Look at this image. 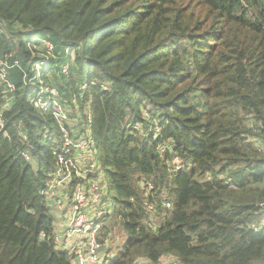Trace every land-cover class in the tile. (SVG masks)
Segmentation results:
<instances>
[{
    "label": "trees",
    "instance_id": "obj_1",
    "mask_svg": "<svg viewBox=\"0 0 264 264\" xmlns=\"http://www.w3.org/2000/svg\"><path fill=\"white\" fill-rule=\"evenodd\" d=\"M33 35L73 63L68 78L50 66L61 90L88 81L79 103L113 203L116 255L104 264H264V0H0V54L30 74ZM23 74H10L18 89L0 127V264H72L44 193L61 136ZM175 158L193 167L174 171Z\"/></svg>",
    "mask_w": 264,
    "mask_h": 264
},
{
    "label": "built area",
    "instance_id": "obj_2",
    "mask_svg": "<svg viewBox=\"0 0 264 264\" xmlns=\"http://www.w3.org/2000/svg\"><path fill=\"white\" fill-rule=\"evenodd\" d=\"M28 46L32 54V74L11 53L0 54V86L3 87L5 100L0 109V127L5 125L4 113L11 106L18 89L10 74L13 69L19 68L24 73L23 84L31 86L32 89L29 95L30 104L39 112L53 116L61 136V144L54 150L56 162L53 178L44 190L54 216L55 248L66 251L72 264H104L116 255L114 237L104 228V220L112 213L113 203L108 198L109 188L94 147L92 112L88 105L82 109L79 103V98L83 97L88 88V81L84 77H78L75 83L78 92L66 94V91L54 83L55 79L49 69L54 64L59 68V73L68 78L73 63H55L56 45L38 35H33ZM65 52L72 60L75 58L76 52L71 44L66 46ZM134 128L142 130L139 124L134 125ZM20 129L23 140L28 144L23 155L26 160L34 163L31 151L33 146L24 126H20ZM171 148L167 143L158 146L162 154ZM260 148L264 150V144H260ZM169 163L174 171L193 167L192 161L182 158H175ZM148 210L151 211L148 225L156 229L157 224L153 223V207L148 206ZM44 236L42 233V237ZM136 264L183 263L174 255H168L157 261L139 257Z\"/></svg>",
    "mask_w": 264,
    "mask_h": 264
},
{
    "label": "rangeland",
    "instance_id": "obj_3",
    "mask_svg": "<svg viewBox=\"0 0 264 264\" xmlns=\"http://www.w3.org/2000/svg\"><path fill=\"white\" fill-rule=\"evenodd\" d=\"M10 34H11V32H10ZM16 39V38H15ZM78 77H81L80 75H76V80H78ZM54 79H56V80H59V74H54ZM66 83H67V81H66ZM65 83V84H66ZM52 180V179H51ZM51 180H50V182H51ZM49 182V183H50ZM112 194H113V192H112V190H111V196H112Z\"/></svg>",
    "mask_w": 264,
    "mask_h": 264
},
{
    "label": "water",
    "instance_id": "obj_4",
    "mask_svg": "<svg viewBox=\"0 0 264 264\" xmlns=\"http://www.w3.org/2000/svg\"><path fill=\"white\" fill-rule=\"evenodd\" d=\"M102 249H104V247Z\"/></svg>",
    "mask_w": 264,
    "mask_h": 264
}]
</instances>
